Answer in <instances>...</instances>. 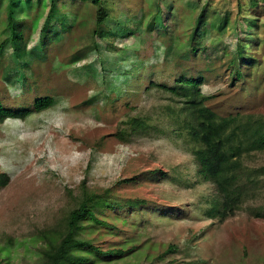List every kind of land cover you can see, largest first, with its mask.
Masks as SVG:
<instances>
[{"label": "rangeland", "instance_id": "obj_1", "mask_svg": "<svg viewBox=\"0 0 264 264\" xmlns=\"http://www.w3.org/2000/svg\"><path fill=\"white\" fill-rule=\"evenodd\" d=\"M180 77L202 78L220 117L264 118V0H1L0 102L54 104L0 123V264H43L69 214L99 200L119 208L95 209L106 226L82 222L94 249L79 264H264V219L248 210L264 187L224 221L204 216L215 191L186 99L159 87ZM243 164L264 168V151Z\"/></svg>", "mask_w": 264, "mask_h": 264}, {"label": "trees", "instance_id": "obj_2", "mask_svg": "<svg viewBox=\"0 0 264 264\" xmlns=\"http://www.w3.org/2000/svg\"><path fill=\"white\" fill-rule=\"evenodd\" d=\"M14 0H9V3ZM1 2V0H0ZM51 6L54 0H50ZM100 0H92L98 5ZM106 18L103 8L99 7L96 13V22L102 23ZM177 83L189 88L181 94L177 90L182 88L166 87L159 85L175 95L185 98L187 110L190 112L191 121L188 124V136L192 145L191 154L197 166V173L203 181L213 185L215 194L208 203L204 216L208 219L224 221L241 209L248 200H255L259 190L264 187V168H248L243 164L245 157L253 153L264 151V118L261 116H226L220 117L211 111L204 103L209 97L203 96L199 89L202 78L180 77ZM54 104L51 97H40L34 101L32 109L13 110L5 107L0 102V123L7 119H24L32 112H40ZM131 127L143 129L141 120L133 119ZM156 174H152L155 176ZM9 177L0 173V190L7 186ZM90 199V198H89ZM143 201L134 200L132 204L138 206ZM119 208L102 200L96 202L91 208L87 201H83L68 217L67 233L51 238L48 247L43 250V264H79L84 261L82 256L75 254L84 247L94 249L90 242L79 239L82 222L91 221L94 225H105V222L96 218L95 209ZM253 218L264 219V207L248 208ZM98 250V249H97ZM123 250H112L109 255H123Z\"/></svg>", "mask_w": 264, "mask_h": 264}]
</instances>
